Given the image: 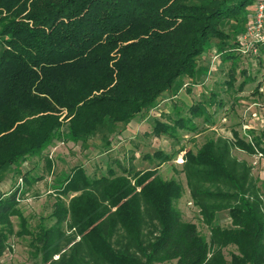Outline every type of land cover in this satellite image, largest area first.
<instances>
[{"label":"trees","instance_id":"trees-1","mask_svg":"<svg viewBox=\"0 0 264 264\" xmlns=\"http://www.w3.org/2000/svg\"><path fill=\"white\" fill-rule=\"evenodd\" d=\"M258 0H0V256L11 236H29L32 264H264V191L254 167L234 156L264 157V130L209 136L183 155L181 172L208 235L184 219L176 202L183 186L157 168L119 160L90 176L75 165L53 187L50 218L31 230L19 207L27 187L42 180L21 164L59 141L93 139L143 116L176 89L195 80L199 59L216 47L234 86L239 38ZM246 56V55H245ZM264 44L255 56L261 62ZM238 91L259 78L242 70ZM257 79V80H256ZM218 93L155 119L152 133L195 132L193 118L214 123ZM106 143H109L108 140ZM176 154L155 150L159 164ZM50 169V161L47 159ZM226 212L229 225L217 223ZM19 219L15 230L12 218Z\"/></svg>","mask_w":264,"mask_h":264},{"label":"rangeland","instance_id":"rangeland-1","mask_svg":"<svg viewBox=\"0 0 264 264\" xmlns=\"http://www.w3.org/2000/svg\"><path fill=\"white\" fill-rule=\"evenodd\" d=\"M252 11L253 9L251 13ZM215 53L216 47L213 46L210 52L198 61L203 67V71L198 74V77L195 80H189L186 77L178 78L176 89L167 91L163 99L145 115L134 118L127 125L117 124L116 131L102 129L93 139L84 142L59 141L42 153L43 158L34 156L31 157L28 164H21V170L30 169L31 174L35 172L37 175L43 176L41 181L29 185L25 194L20 197L19 207L27 220L28 227L32 230L40 220L45 225H50L53 222V219L50 218L55 199L53 187L59 184L72 167L83 165L90 176L99 175L105 173L110 165L117 169L113 162L114 159H117L125 165L133 164L138 169L156 167L159 175L163 178H175L180 181L183 193L176 205L181 210L184 219L194 222L200 232L207 236L209 229L201 221L199 211L191 200L185 177L181 172V155L183 156L188 149L195 150L209 136L215 134L230 136L232 126H236L240 133L243 132L242 126L246 123L249 125V129H245V132L248 130V132H258L259 128L264 130V106L262 109L260 105H253L254 99L250 98L253 95L255 81L248 83L243 91H238V87L244 79L241 74L242 70L256 75L257 79L260 78L264 70V56L261 57V62L254 55L240 57L234 86L232 89H228L226 81L229 64L219 61L216 66L211 67L212 56ZM212 92L218 93L223 101L221 108L216 105L212 108V110L216 109L212 125L203 121L202 117H198L193 118L198 126L195 132L178 129L176 138L166 134L155 136L152 133L155 119L167 122L170 118H175L176 113L181 116H189V105L199 100H207ZM253 112L262 115L263 122L253 119L251 117ZM107 140L109 143H106ZM155 150H161L168 154L174 152L176 155L171 161L157 166L158 161L143 158L145 153L150 155ZM232 153L239 159H245L254 167V174L260 177L264 191V158L248 156L235 148ZM47 159L51 164L50 169L47 167ZM35 162L41 164H33ZM36 165L37 168H35ZM18 177V175L8 174L6 180L0 185V192L8 189L9 180L16 183L17 179L18 185L25 189L26 185ZM12 220L15 230L18 231L20 229L19 219L13 217ZM217 223L222 226L229 225L226 212L219 214ZM29 238V236H11L8 249L0 256V264H32L30 250L27 246Z\"/></svg>","mask_w":264,"mask_h":264},{"label":"built area","instance_id":"built-area-1","mask_svg":"<svg viewBox=\"0 0 264 264\" xmlns=\"http://www.w3.org/2000/svg\"><path fill=\"white\" fill-rule=\"evenodd\" d=\"M238 52L245 55H254L257 56L259 54L260 45L264 44V0L256 1L253 11L251 13L250 21L246 25L244 32L242 33L239 42H238ZM220 61V57L218 53H215L212 56L211 67L216 66ZM254 104L257 106H264V70L262 75L260 76L257 83V90L255 93ZM260 102V103H259ZM251 117L256 121L259 120L263 122L262 115L259 113L253 112ZM261 126V125H259ZM252 127V126H250ZM245 129H249V125L243 124L242 126V134H246ZM256 157L264 158L261 154H256ZM254 157V156H253ZM183 162V156L181 155L180 163Z\"/></svg>","mask_w":264,"mask_h":264},{"label":"crops","instance_id":"crops-1","mask_svg":"<svg viewBox=\"0 0 264 264\" xmlns=\"http://www.w3.org/2000/svg\"><path fill=\"white\" fill-rule=\"evenodd\" d=\"M255 97V94H253L252 95V97H250L251 99H253ZM45 152V151H44ZM42 158H43V155H42ZM30 159L31 158H29V159H27L25 162H23L22 164H28V161L30 162ZM46 162V161H45ZM33 164H41L40 162H35V163H33ZM47 164V163H46ZM35 168H37V165L35 166ZM32 175H36L37 176V174L34 172ZM9 183H11V180H9V182H8V184Z\"/></svg>","mask_w":264,"mask_h":264}]
</instances>
